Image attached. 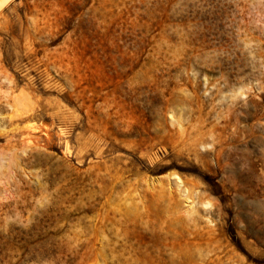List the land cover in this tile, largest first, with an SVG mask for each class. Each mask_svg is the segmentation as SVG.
Segmentation results:
<instances>
[{
    "label": "rangeland",
    "instance_id": "1",
    "mask_svg": "<svg viewBox=\"0 0 264 264\" xmlns=\"http://www.w3.org/2000/svg\"><path fill=\"white\" fill-rule=\"evenodd\" d=\"M0 264H264V0H0Z\"/></svg>",
    "mask_w": 264,
    "mask_h": 264
},
{
    "label": "bare ground",
    "instance_id": "2",
    "mask_svg": "<svg viewBox=\"0 0 264 264\" xmlns=\"http://www.w3.org/2000/svg\"><path fill=\"white\" fill-rule=\"evenodd\" d=\"M3 1H5V0H3Z\"/></svg>",
    "mask_w": 264,
    "mask_h": 264
}]
</instances>
